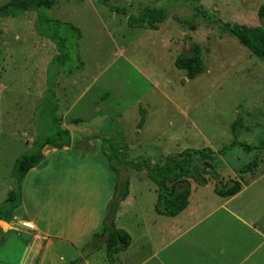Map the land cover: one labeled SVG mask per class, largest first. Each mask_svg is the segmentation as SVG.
Here are the masks:
<instances>
[{
  "label": "rangeland",
  "instance_id": "obj_1",
  "mask_svg": "<svg viewBox=\"0 0 264 264\" xmlns=\"http://www.w3.org/2000/svg\"><path fill=\"white\" fill-rule=\"evenodd\" d=\"M7 1L0 0V5ZM108 4L135 16L152 5L163 8L166 19L156 30L131 26L127 16L100 0H57L51 8L0 17V179L12 174L14 159L30 152L38 137L55 131L57 118L61 126L76 121L92 129L86 137L75 132L85 143L74 147L82 155L98 151L107 164L101 135L115 133L125 147L134 145L132 150L127 147L122 169L135 198L145 200L156 197L151 189L157 185L148 176V171L157 173L156 163L160 166L189 148L217 152L228 146L234 120L239 141L256 145L264 139V61L221 26V21L264 26V17L259 16L264 0H108ZM70 25L79 29V39ZM53 37L64 40L68 58L62 64ZM192 42L201 48L204 71L188 79L174 60L189 51ZM261 151L235 145L216 156L211 164L217 175H205V185H192L191 201L197 194L209 203L218 198L215 185L235 179L231 168L249 163ZM164 152L170 155L162 160ZM129 161L142 165L134 168ZM198 224L184 235L183 224L173 228L171 242L158 255L164 264H183V254L191 251L186 241L203 228L210 230V219ZM132 229L138 240L140 228ZM137 255L129 264H157L156 259L145 262L144 253ZM1 257L0 250V264H8Z\"/></svg>",
  "mask_w": 264,
  "mask_h": 264
},
{
  "label": "crops",
  "instance_id": "obj_2",
  "mask_svg": "<svg viewBox=\"0 0 264 264\" xmlns=\"http://www.w3.org/2000/svg\"><path fill=\"white\" fill-rule=\"evenodd\" d=\"M74 133L70 146L42 149L39 162L20 181L19 205L8 221L0 219L1 258L8 264H73L82 257L91 236L102 231L115 190V172L98 151L82 155L74 147L82 136ZM126 146L132 150L134 145ZM168 155L162 153V160ZM255 160L246 172L239 171L244 165L230 167L235 176L230 180L241 185L232 196L216 194L218 198L209 203L197 194L191 201L192 185L198 183L190 184L187 206L173 217L156 213L157 188L151 189L155 198L136 199L129 182L114 224L129 233L131 244L113 255L114 264H129L138 253L147 255L145 262L156 259L157 264H164L158 255L171 242L173 228L178 230L183 224V235L188 234L205 219H210V230L203 228L186 241L191 251L183 254V264H264V151ZM10 189L11 174L0 179V204ZM133 225L140 228L138 240ZM81 264H109L104 245Z\"/></svg>",
  "mask_w": 264,
  "mask_h": 264
},
{
  "label": "trees",
  "instance_id": "obj_3",
  "mask_svg": "<svg viewBox=\"0 0 264 264\" xmlns=\"http://www.w3.org/2000/svg\"><path fill=\"white\" fill-rule=\"evenodd\" d=\"M111 11L123 14L127 16L128 23L131 26L144 27L152 30L158 29V23H161L166 19V12L163 8H157L152 5H146L140 9L137 16L130 14L123 7L116 5H109L108 0H100ZM57 3V0H9L6 3L0 5V17H15L20 13L34 11L39 8H51ZM196 7V10L201 12L200 7ZM259 16L264 17V5L259 10ZM221 26L228 34L237 38V40L243 44L252 55L258 59L264 61V26H248L245 24L231 23L229 21H221ZM70 28L75 32L79 39L81 33L78 28L70 25ZM57 44L60 50L59 62L62 64L65 62L67 52L65 50L64 40L58 37L52 38ZM82 62L79 61L78 68L82 67ZM174 66L177 69L184 70L188 79H193L197 75L204 71L202 51L197 42H192L189 51L178 55L174 60ZM77 124L76 121H73ZM61 119L57 118V124L55 131L43 137H38L32 144L31 151L19 155L15 162L14 168L11 174V189L8 192L6 199L0 204V219L8 221L11 217L12 211L20 203V181L25 173L36 165L42 156V149L46 145H50L54 148H62L70 146L71 133L66 127L61 126ZM142 124V119L138 125ZM238 121L234 120L231 124V133L233 139L228 146L222 147L217 152L209 148L201 149H185L182 152L169 157L162 165L157 163V173L151 174L148 171V176L157 185V202L155 204V211L157 214L173 217L179 214L188 203V196L190 194V183L188 179H193L199 185H205L208 181L205 175L215 177L217 173L214 170V165L211 161L218 155L225 154L231 147L235 145H241L246 149L264 148V139L256 145H251L245 142H241L236 137ZM92 135V134H91ZM88 135V136H91ZM101 135V134H99ZM86 137V135L84 136ZM103 140V150L107 153L109 159V166L115 171L117 175V182L111 201L109 202L106 210V215L103 220V228L99 233H94L90 240L85 244L82 249V257L73 264H81L83 258L90 253L97 251L103 245L105 247L106 257L109 264H114L113 255L120 251L126 250L131 244V236L123 229L115 227L114 218L120 202L128 194V178L126 173L122 169L127 160L128 148L121 142V135L112 134L110 137H106L105 134L101 135ZM83 139V138H82ZM81 140L76 141L74 145H83ZM119 140L111 143V140ZM121 156L122 158H120ZM172 160V164H170ZM208 161L211 166L209 169H205L203 162ZM117 163L116 165L114 163ZM200 162V164H198ZM134 168H140L142 163L138 161H129ZM256 164V160H252L239 169L240 172H246L251 170ZM147 166V165H146ZM166 166V168H164ZM149 169V168H148ZM172 173V175H166ZM169 181L170 185H167ZM241 188L240 183L237 180H231L226 184L217 183L214 187V192L222 197H229L237 193Z\"/></svg>",
  "mask_w": 264,
  "mask_h": 264
},
{
  "label": "water",
  "instance_id": "obj_4",
  "mask_svg": "<svg viewBox=\"0 0 264 264\" xmlns=\"http://www.w3.org/2000/svg\"><path fill=\"white\" fill-rule=\"evenodd\" d=\"M65 127L70 131V132H77L78 134L82 135H91L93 134V130L90 128H87L85 126H82L80 124H74V123H68L65 125ZM121 157V156H120ZM122 158V157H121ZM204 166H209L208 162L204 161L203 162ZM166 168V166H164Z\"/></svg>",
  "mask_w": 264,
  "mask_h": 264
},
{
  "label": "built area",
  "instance_id": "obj_5",
  "mask_svg": "<svg viewBox=\"0 0 264 264\" xmlns=\"http://www.w3.org/2000/svg\"><path fill=\"white\" fill-rule=\"evenodd\" d=\"M27 226H31L29 222H23Z\"/></svg>",
  "mask_w": 264,
  "mask_h": 264
}]
</instances>
